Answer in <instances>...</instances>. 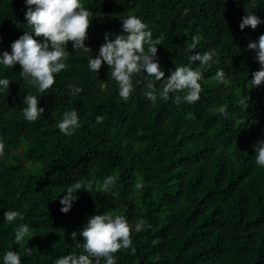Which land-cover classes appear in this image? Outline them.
I'll return each instance as SVG.
<instances>
[{
    "label": "trees",
    "instance_id": "16d2710c",
    "mask_svg": "<svg viewBox=\"0 0 264 264\" xmlns=\"http://www.w3.org/2000/svg\"><path fill=\"white\" fill-rule=\"evenodd\" d=\"M91 25L85 46L65 47L68 65L54 85L41 93L20 75L21 66L0 65V264L7 251L21 264H54L69 254H87L79 235L97 214L123 216L131 228V247L114 253L115 264H264V167L255 161L254 145L264 141V82L256 51L248 48L264 34V0H82ZM26 0H0V57L25 33L38 42L26 19ZM261 23L239 28L246 11ZM135 15L153 39L161 38L156 60L165 77L175 67L200 68L189 57L213 53L201 69L200 98L187 103V90L161 98L163 81L155 83V102L145 93L147 78L132 77L124 100L107 64L98 73L88 66L99 55L105 35L123 34L121 17ZM193 37L198 38L191 50ZM147 45H145V49ZM223 70L228 84L216 80ZM81 92L73 95L72 89ZM35 95L45 111L35 122L23 116L25 96ZM181 99L176 101V97ZM78 114L73 135L58 124L67 111ZM190 114V115H189ZM97 117L103 122L97 123ZM115 184L102 190L106 177ZM84 180L72 207L61 212L67 187ZM142 187L137 188L136 185ZM19 211L12 223L4 212ZM144 221L137 231L135 224ZM30 228L16 244L14 229ZM77 232L76 240L71 233ZM31 248L26 254L25 249ZM135 249L133 253L132 249ZM101 264H105L101 260Z\"/></svg>",
    "mask_w": 264,
    "mask_h": 264
},
{
    "label": "clouds",
    "instance_id": "9594fccd",
    "mask_svg": "<svg viewBox=\"0 0 264 264\" xmlns=\"http://www.w3.org/2000/svg\"><path fill=\"white\" fill-rule=\"evenodd\" d=\"M26 4L35 5V10L29 7L26 12V19L31 26L36 37H42L43 42H38L31 35L25 33L11 44V54L5 51L0 57V65L6 68H13L17 63L21 66L20 75L25 82L36 87L43 93L50 89L55 83V75L62 70H66L68 65L67 52L65 47L68 42L76 50L91 52L85 46L87 31L91 25L90 11L86 10L80 0H26ZM247 15L242 18L239 25L241 30L250 26L255 29L260 23V19L245 10ZM123 34L116 35L114 39H109V34L105 35V43L99 49L96 58L88 60L90 71L98 73L103 64L109 67L111 77L119 85V96L127 100L133 90L132 77L134 75H147L146 97L155 102L157 97L154 92L156 82L163 81V91L161 98L167 100L169 93L187 90L183 100L191 104L199 100L202 78L201 69L209 65L213 58V53L205 52L202 55L197 52L189 57L190 62L199 61L200 68L193 69L190 66L175 67L174 71L167 79L156 60L157 46L161 44V38L153 39L152 32L147 29V25L135 15L121 17ZM198 38L193 37L190 49H196ZM145 45L147 48L145 49ZM248 48L256 51V60L260 64V70L252 74L251 83L258 87L264 82V34H261L257 42L248 44ZM216 80L222 84L230 81L226 78L223 70H218ZM10 80L0 79V91L9 88ZM72 94L82 91L80 88H72ZM176 101H180L177 96ZM23 103L27 106L23 108V116L28 122H35L45 111L38 107V99L35 95L25 96ZM190 115V114H189ZM97 123H102L103 118L97 117ZM79 127L78 114L75 110L67 111L63 115L62 121L58 124L61 133L73 135ZM256 152L255 161L260 167H264V141H260L253 146ZM5 145L0 142V157L4 155ZM116 182L114 176L104 179L102 190L107 191ZM142 187L141 184L136 185ZM85 190L91 192V183L84 180L70 185L66 189V195L60 199L62 205L61 212L67 213L72 207L74 200L78 199L75 195L78 191ZM17 218L23 219L19 211L8 210L4 212V219L12 223ZM144 227V221L140 220L135 224L137 231ZM30 228L26 224H21L14 229V239L16 244L24 242L25 237L29 236ZM79 235L83 237V243L79 245L83 252L87 254H69L55 260L54 264H115L114 253L121 249L131 247V228L127 220L120 215L113 216L111 213L97 214L88 219L82 227ZM77 232L71 233V239L76 240ZM26 254L31 253V248L25 249ZM133 253L135 249H132ZM4 264H21L20 255L15 251H7L3 256Z\"/></svg>",
    "mask_w": 264,
    "mask_h": 264
},
{
    "label": "rangeland",
    "instance_id": "374dc122",
    "mask_svg": "<svg viewBox=\"0 0 264 264\" xmlns=\"http://www.w3.org/2000/svg\"><path fill=\"white\" fill-rule=\"evenodd\" d=\"M80 3H82V0H80Z\"/></svg>",
    "mask_w": 264,
    "mask_h": 264
}]
</instances>
